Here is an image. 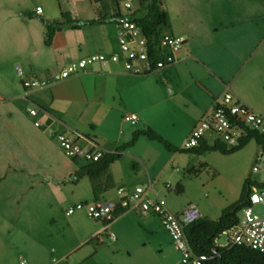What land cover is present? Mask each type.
<instances>
[{
  "label": "crops",
  "instance_id": "crops-1",
  "mask_svg": "<svg viewBox=\"0 0 264 264\" xmlns=\"http://www.w3.org/2000/svg\"><path fill=\"white\" fill-rule=\"evenodd\" d=\"M118 3L0 0V264H16L22 256L29 264H50L39 253L44 240L42 225L46 213L64 201L68 208L77 203H117V189L130 193L136 187L151 185L149 197L152 193L162 202L153 182L175 162L184 170L179 174L171 168L175 192L183 194V182L200 178V171L208 170L203 180L208 196L169 206L162 202L171 212L179 213L192 204L202 217L217 220L223 209L240 198L241 191L232 186H226L222 193L212 185L218 173L199 161L205 153L169 152L143 136L109 165L97 185L103 187L107 178L111 185L97 200L87 177L68 181L87 162L65 156L57 144L58 134L73 135L86 150L114 153L134 133L150 129L172 147L183 149L192 128L226 91L264 117V0H160L165 26L170 34L184 40L172 66L134 76L120 64H95L53 81L71 62L99 52H118V15H124ZM37 8L41 13H36ZM63 13L80 24L95 23L70 29ZM48 25L56 30L50 45H45ZM17 67L26 77L50 83L42 89L25 90L16 75ZM29 108H36L34 116L29 115ZM130 114L137 120L124 121ZM209 137L207 134L203 141L212 146L215 142L210 137L209 144ZM228 155H238L235 161L241 167L243 182L264 170L252 171L255 158L264 159V151L254 139ZM194 165L200 167L199 172L190 175L188 171L196 170ZM165 187L171 188L169 184ZM76 213L85 223L67 220V225L71 228L74 223L79 230L81 241L71 250L78 254L90 241L98 247L92 256L108 240L118 244L132 234L134 223L150 236L161 235V246L172 249L170 237L154 215L124 211L104 224L90 219L84 211ZM90 256L85 255V260ZM22 262L26 264H18Z\"/></svg>",
  "mask_w": 264,
  "mask_h": 264
},
{
  "label": "built area",
  "instance_id": "built-area-1",
  "mask_svg": "<svg viewBox=\"0 0 264 264\" xmlns=\"http://www.w3.org/2000/svg\"><path fill=\"white\" fill-rule=\"evenodd\" d=\"M113 1L117 3L118 0ZM123 8L126 12L123 16L118 15L121 19L117 22L118 52L108 55L99 52L71 62L54 76L53 81L79 74L95 64H120L128 74L146 76L165 70L175 63L176 54L183 46L184 40L170 33L161 32L155 41L156 44L153 45L152 38H148L142 29L128 18L135 8L126 1L123 2ZM36 13H41V9L37 8ZM16 75L25 90L42 89L50 83L44 79L24 76L19 67L16 69ZM27 111L31 116L37 112L36 108H29ZM123 120L135 121L137 116L125 115ZM247 132H254L264 137V117L240 102L232 92L226 91L192 128L183 148L196 147L200 140L206 139L207 134L213 137L214 142L226 148H232L239 144ZM56 140L61 151L70 159L93 163L98 161L104 153L99 149L82 148L71 134H58ZM262 169H264V159L262 156H257L252 171L257 172ZM150 191L151 185L147 188L136 187L130 193L119 188L117 194L120 199L117 203H77L67 208L65 214L71 215L77 211H84L90 219L104 224H109L124 211H137L141 215L151 214L159 219L174 249L180 254L182 264H202L206 261L205 257L196 256L191 252L183 233L185 225L202 217L198 208L189 204L181 212L173 213L159 200L151 199L148 195ZM255 208H259L261 213H255ZM221 234L225 236V244L218 245L215 239L216 247L246 246L264 253V187L255 185L249 187L247 203L237 213L236 224ZM109 238L113 240L114 236L110 234ZM50 264H63V262L52 259Z\"/></svg>",
  "mask_w": 264,
  "mask_h": 264
},
{
  "label": "rangeland",
  "instance_id": "rangeland-1",
  "mask_svg": "<svg viewBox=\"0 0 264 264\" xmlns=\"http://www.w3.org/2000/svg\"><path fill=\"white\" fill-rule=\"evenodd\" d=\"M124 1L129 2L132 8L137 6V0H119L118 8L123 14L126 12L123 8ZM161 31L162 33H170L167 26H162ZM159 84H161V82ZM210 137L213 139L212 136ZM210 137L208 138L209 144L212 143ZM237 156L238 155L219 156L214 153L207 152L205 153L203 159H199L200 162L209 164L217 171L218 177L212 185L219 189L222 193H224L222 190H224L226 186H232L239 193L241 191V186L244 184L243 180L241 181L242 178L240 179L239 177V170L241 167L239 163L235 161ZM194 163L195 162L193 160L191 164ZM194 166L197 171L200 169L197 165ZM171 168L174 173H176V169L179 174L184 173L181 163L175 162L170 166V171L165 172L159 178H156L155 182H153L154 191L164 204L168 206L170 204H182L192 197H201V200H203L206 196H208L205 182L203 181L206 177H208V170H201L200 178H188L187 181L183 182L185 190L184 193L177 194L173 184L174 177L171 178L169 176L172 170ZM235 173H237V176ZM251 181L255 183H263L264 170L259 171L256 175H254ZM166 184H169L171 188L167 189L165 187ZM139 187L147 188L148 186ZM150 198L155 199L152 193L150 194ZM67 208L68 206L64 201L61 205H57L53 208V210L48 211L42 225L44 240L39 253L41 258L48 260L49 263H51L52 259H55L62 260L63 264H182L181 256L174 249L172 242V249L161 246L163 245L161 244L163 241V237L161 235L154 234L150 236L146 234L136 223H134L132 234H130L129 237L121 239L118 244H112V241L108 240L104 244L105 246L102 247L99 252L96 251L97 254L95 253L93 256V252H95V249L98 248H96V243L94 241H90L88 245H85L79 254L75 251H71L81 241V236L74 223L71 228L68 227L67 220H73L83 224L85 223V219L81 217L77 218L76 216L78 213L76 212L71 215H66L65 211ZM255 213L260 214L261 210L259 208H255ZM153 222L157 225L158 220L154 219ZM216 243L218 245L225 244V236L223 234L219 235L216 238ZM88 254L91 256L85 260L84 257ZM64 257L67 258L66 261L64 260ZM20 261H25L26 264H29L25 256H22V259L20 260L18 259L16 264ZM22 263L24 264V262Z\"/></svg>",
  "mask_w": 264,
  "mask_h": 264
},
{
  "label": "trees",
  "instance_id": "trees-1",
  "mask_svg": "<svg viewBox=\"0 0 264 264\" xmlns=\"http://www.w3.org/2000/svg\"><path fill=\"white\" fill-rule=\"evenodd\" d=\"M137 3V8H135V10L128 15V18L136 23L148 38H152L153 45H155V41L162 32V26H165V15L160 9V0H137ZM62 18L65 21V25L70 29H78L82 24L95 23V21H91L80 24L78 21L72 20L65 13L62 14ZM55 30V26H47L45 45H50ZM139 136H143L148 140L160 143L166 151H180L193 155H202L206 152H219L222 155L232 154L240 150L251 139H254L264 151V137L254 132H247L236 147L228 149L218 142H215L212 146H208L203 139L198 142L196 147L190 149H177L172 147L152 130L146 129L144 131L134 133L131 140L120 146L116 152L103 153L102 157L98 161L87 163L86 166L70 175L68 181L75 182L81 177H87L92 185V195L94 199L97 200L99 195L111 185L109 183V178H107L108 181L103 187L97 185V182L104 175H106L109 165L116 161L126 148L132 146ZM188 173L190 175H196L198 171H188ZM252 185L264 187V183H255L246 179L238 201L223 209L217 220H210L208 218L201 217L200 219L184 226L183 233L191 252L196 256L206 258V261L202 264H264V253L257 250L246 246L220 248L216 247L214 244V240L221 235L223 231L236 224L237 213L246 205L248 189Z\"/></svg>",
  "mask_w": 264,
  "mask_h": 264
},
{
  "label": "water",
  "instance_id": "water-1",
  "mask_svg": "<svg viewBox=\"0 0 264 264\" xmlns=\"http://www.w3.org/2000/svg\"><path fill=\"white\" fill-rule=\"evenodd\" d=\"M41 22H42V20H41ZM56 24H60V23L57 22Z\"/></svg>",
  "mask_w": 264,
  "mask_h": 264
}]
</instances>
